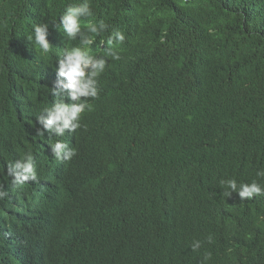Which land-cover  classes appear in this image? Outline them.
<instances>
[{"label": "trees", "instance_id": "obj_1", "mask_svg": "<svg viewBox=\"0 0 264 264\" xmlns=\"http://www.w3.org/2000/svg\"><path fill=\"white\" fill-rule=\"evenodd\" d=\"M83 2L0 0V245L16 225L32 227L34 264H264V195L221 183L264 186V0H87L81 30L107 25L90 46L59 23ZM41 24L48 52L28 40ZM73 47L106 64L76 133L57 135L39 120L67 102L56 69ZM57 141L75 156L58 160ZM29 154L36 178L16 185L10 166ZM47 182L49 205L31 209ZM225 221L245 227L232 251L208 242Z\"/></svg>", "mask_w": 264, "mask_h": 264}, {"label": "clouds", "instance_id": "obj_2", "mask_svg": "<svg viewBox=\"0 0 264 264\" xmlns=\"http://www.w3.org/2000/svg\"><path fill=\"white\" fill-rule=\"evenodd\" d=\"M92 16L87 0L77 6H68L65 9L63 16L60 17L59 23L63 28V31L70 39H76L80 37L82 46H90L93 44V37L99 35L104 31L107 25L100 21L97 23H88L86 25V32L81 30V18ZM90 33L92 35H88ZM48 25H33L32 34L28 36V40L33 41L35 45L43 52L50 50V44L47 40ZM125 36L122 32L116 31L107 40V44L111 46L113 41L117 43L123 42ZM107 54L112 56L114 60H119L120 56L115 54L111 47L107 49ZM106 61L103 58H97L89 55L87 51L82 47H73L71 49H65L63 58L58 61V67L56 69V75L61 87L67 91L71 100L77 101L81 97H96V77L104 70ZM59 78H63L60 80ZM66 81V82H65ZM88 107L86 103H74L66 104L63 101L54 104L52 107L45 110V115L40 117L39 122L42 124L45 130L55 132L57 135H63L65 130H75L79 127L78 120L80 113ZM52 153L57 159L70 160L75 156V150L69 148L67 144L57 141L51 149ZM10 175L13 176V183L18 185L19 183L27 180H35L36 173L33 164L32 156L26 155L23 159L15 161L10 166ZM258 176H264V170L257 173ZM229 191L225 193L228 197L232 193L238 194L241 200L251 199L255 195H264V186L253 181L251 183H240L234 179L221 181ZM45 190H41L38 198V203L44 201L43 195ZM7 195V192L0 188V199H3ZM35 199L28 201L29 204ZM35 209V208H34ZM245 227L242 223L236 221H225L223 226H218L211 229L208 237V242L222 246L226 251H232V247H238L241 242V238L246 233ZM201 246L200 241H196L192 245L193 251L199 249Z\"/></svg>", "mask_w": 264, "mask_h": 264}, {"label": "bare ground", "instance_id": "obj_3", "mask_svg": "<svg viewBox=\"0 0 264 264\" xmlns=\"http://www.w3.org/2000/svg\"><path fill=\"white\" fill-rule=\"evenodd\" d=\"M109 38V37H108ZM106 38V41L108 40ZM103 44V43H101ZM47 199V197H46ZM42 206L49 205L46 200L41 204ZM37 205L35 208H39ZM4 223H9L10 220L6 219ZM12 224V223H11ZM2 220L0 218V230H1ZM14 225V223L12 224ZM14 234L7 232L4 236V239L0 245V264H34L32 259L37 258L33 257V247L30 248V245L33 246L34 240L32 238V227L29 229L26 236H18L17 234L21 232V227L14 226Z\"/></svg>", "mask_w": 264, "mask_h": 264}, {"label": "water", "instance_id": "obj_4", "mask_svg": "<svg viewBox=\"0 0 264 264\" xmlns=\"http://www.w3.org/2000/svg\"><path fill=\"white\" fill-rule=\"evenodd\" d=\"M59 102H61V101H59ZM56 103H58V102H56ZM74 103H81V98L79 100H77V101H73V100H71L68 97L66 104L71 105V104H74ZM53 105H54V101H51L50 100L49 104L46 106V109L52 107ZM89 109H90L89 107H86L85 110L82 113H80V115L78 117V120L75 121V123H78L79 124L81 122L83 116L89 111ZM77 130H78V127L75 130H73L74 134L76 133ZM58 160H62V162L64 161L63 159H58ZM64 171H62V170L61 171L56 170L55 171L56 172L55 174H56V176H63L66 173V171L65 172ZM66 181H68V179H66ZM51 182H47V183H44V184H38L37 186H35L34 189L32 190V192L28 195L27 201L33 200L35 198V196L36 195H39V192L41 190H43L41 188L47 187ZM57 182H54L51 185V187H54V191L53 192H49V194H48L49 196L56 195L57 193H60L63 190V188H60V186H61L60 185V182H58V183ZM71 190H72V192H75V191L78 190L76 183L73 184ZM70 196H72V195H70ZM37 202H38V198H36L33 202L30 203L31 209H34L35 208ZM32 247H34V246L30 245V248H32Z\"/></svg>", "mask_w": 264, "mask_h": 264}]
</instances>
